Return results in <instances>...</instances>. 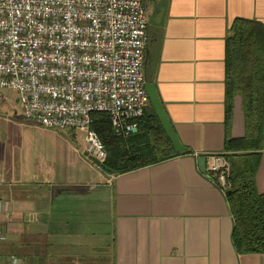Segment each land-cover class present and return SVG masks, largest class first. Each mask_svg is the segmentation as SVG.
<instances>
[{
  "label": "crops",
  "instance_id": "obj_1",
  "mask_svg": "<svg viewBox=\"0 0 264 264\" xmlns=\"http://www.w3.org/2000/svg\"><path fill=\"white\" fill-rule=\"evenodd\" d=\"M238 20L264 26V0H149L146 82L156 85L189 153L117 175L84 149L62 164L47 156L53 130L9 122L32 132L10 148L0 135V261L105 264L107 247L111 264H264V253L237 252L225 192L197 164L223 154L232 172L256 154L264 195V148L226 150L229 139L246 136L242 98L229 114L226 93V47Z\"/></svg>",
  "mask_w": 264,
  "mask_h": 264
},
{
  "label": "built area",
  "instance_id": "obj_2",
  "mask_svg": "<svg viewBox=\"0 0 264 264\" xmlns=\"http://www.w3.org/2000/svg\"><path fill=\"white\" fill-rule=\"evenodd\" d=\"M148 6L149 0H0V103L7 100L3 90L15 91L27 121L85 132L84 155L104 165L108 154L93 115L106 114L114 134L126 138L151 105ZM204 157L226 192L228 158ZM0 264L26 263L10 255Z\"/></svg>",
  "mask_w": 264,
  "mask_h": 264
},
{
  "label": "trees",
  "instance_id": "obj_3",
  "mask_svg": "<svg viewBox=\"0 0 264 264\" xmlns=\"http://www.w3.org/2000/svg\"><path fill=\"white\" fill-rule=\"evenodd\" d=\"M226 47V93L229 114L236 97L242 98L246 136L229 139L226 150L260 151L264 148V26L238 20ZM93 129L107 150L104 165L114 174L131 173L166 162L176 154L151 105L129 137L114 134L104 113L93 115ZM188 150L186 153H189ZM258 155H250L245 168H232L226 190L235 226L233 244L239 253H264V195L257 191Z\"/></svg>",
  "mask_w": 264,
  "mask_h": 264
},
{
  "label": "rangeland",
  "instance_id": "obj_4",
  "mask_svg": "<svg viewBox=\"0 0 264 264\" xmlns=\"http://www.w3.org/2000/svg\"><path fill=\"white\" fill-rule=\"evenodd\" d=\"M2 94L7 100L0 103V135H2L4 139L10 137L8 141L10 148L14 139L20 138L26 133L28 136L32 131H28L26 127L22 126L17 127L16 131L13 130L14 127L11 126L9 122L12 123L17 118H23L22 120H24L22 115L21 96L19 93L8 89L3 90ZM46 134L51 135L49 138L56 143V147H53V142H48L51 146L46 150L47 156L50 158L53 156L55 159H59L62 164H66L68 160L73 162L74 156H79L80 152L83 151V149L85 150L86 133L81 130H53L51 132H46ZM19 143H21V141H19ZM105 249V264H111L113 255L111 253L112 249L107 247Z\"/></svg>",
  "mask_w": 264,
  "mask_h": 264
},
{
  "label": "water",
  "instance_id": "obj_5",
  "mask_svg": "<svg viewBox=\"0 0 264 264\" xmlns=\"http://www.w3.org/2000/svg\"><path fill=\"white\" fill-rule=\"evenodd\" d=\"M146 92L148 94L151 107L154 110L156 116L158 117L166 136L171 142L174 152L176 154L186 153L188 149L182 144L181 140L179 139L178 134L159 96L156 85L154 83H146ZM89 160L93 162L94 164H96L97 166L103 168V170H105L106 172L114 174V172L111 169L101 164L96 158L90 157ZM197 164H198L199 171L203 174H206L208 171L207 170V158L204 156L198 157Z\"/></svg>",
  "mask_w": 264,
  "mask_h": 264
}]
</instances>
